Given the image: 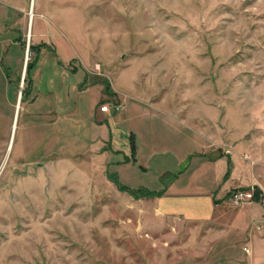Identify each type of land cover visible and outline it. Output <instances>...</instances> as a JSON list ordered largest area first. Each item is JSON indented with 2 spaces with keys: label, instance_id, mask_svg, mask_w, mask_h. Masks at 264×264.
I'll return each instance as SVG.
<instances>
[{
  "label": "rangeland",
  "instance_id": "374dc122",
  "mask_svg": "<svg viewBox=\"0 0 264 264\" xmlns=\"http://www.w3.org/2000/svg\"><path fill=\"white\" fill-rule=\"evenodd\" d=\"M56 35L92 81L121 82L143 109L130 101L127 114L148 169L123 165L121 183L159 188L185 152L210 150L264 185V0H0V264H262L230 223L161 217L155 196L110 178L115 167L86 177L42 156L20 118L24 68Z\"/></svg>",
  "mask_w": 264,
  "mask_h": 264
},
{
  "label": "crops",
  "instance_id": "0c3cea01",
  "mask_svg": "<svg viewBox=\"0 0 264 264\" xmlns=\"http://www.w3.org/2000/svg\"><path fill=\"white\" fill-rule=\"evenodd\" d=\"M31 20L30 17L29 23ZM54 42L38 49L29 71L30 84L20 116L25 136L42 145V156L57 155L50 162L74 167L86 177L91 174L86 167L94 169L100 162L105 168L115 167L119 177V170L125 164L126 169L131 170L135 165L146 171L148 166L140 160L139 140L143 135L129 122L131 100L127 99L124 84L109 78L113 94L106 93L100 81L91 80L92 71L66 47L63 36L56 35ZM20 99L19 94L14 124ZM131 102L136 109L143 110L137 102ZM102 105L106 106L104 110ZM160 152L169 153L165 149ZM220 153L187 151L180 162L181 166L187 163L185 167L166 182L162 181L159 188L139 187L163 190L155 196L156 214L161 217L230 223V227H225L226 232L232 229L244 234L251 243V261L261 257L264 264V227L257 230L250 226L253 220L264 222L261 201L231 209L224 199L229 191L248 186L260 188L264 199V185L258 177L250 176V164ZM52 168L53 171L54 165Z\"/></svg>",
  "mask_w": 264,
  "mask_h": 264
},
{
  "label": "trees",
  "instance_id": "16d2710c",
  "mask_svg": "<svg viewBox=\"0 0 264 264\" xmlns=\"http://www.w3.org/2000/svg\"><path fill=\"white\" fill-rule=\"evenodd\" d=\"M46 45V43H42L40 46H44ZM39 47H36V48H40ZM30 49H35L34 45H31L30 46ZM38 52V51H37ZM33 63V62H32ZM32 63H28L27 64V68H26V73H29L30 69L32 68ZM101 81L103 82L104 84V89H105V92L108 93V94H113V91H112V88H111V85H110V82L109 80H107L106 78H100L98 79V81ZM110 178L114 181H116V183L119 185V187L121 189H126L128 191H130L132 194H134L135 196H140V195H152V196H157V195H160L163 193V190H159V191H155V190H150L148 188H145V187H138V188H130L126 185H124L123 183L120 182V180L118 179V176L117 174H110ZM244 189H247V188H250L249 186L248 187H242ZM255 189V198L257 201L260 200L262 194H261V189L258 188V187H254ZM234 190V189H233ZM231 190L230 193L233 191Z\"/></svg>",
  "mask_w": 264,
  "mask_h": 264
},
{
  "label": "built area",
  "instance_id": "2783aa9c",
  "mask_svg": "<svg viewBox=\"0 0 264 264\" xmlns=\"http://www.w3.org/2000/svg\"><path fill=\"white\" fill-rule=\"evenodd\" d=\"M117 108L120 106L117 105ZM106 108L105 105L101 106V109L104 110ZM230 199L237 203V204H247L252 203L256 201L255 198V189L254 186H251L250 188L244 189V188H236L230 193ZM263 198L261 196L260 201H262ZM246 250H248V247H246Z\"/></svg>",
  "mask_w": 264,
  "mask_h": 264
},
{
  "label": "bare ground",
  "instance_id": "6f19581e",
  "mask_svg": "<svg viewBox=\"0 0 264 264\" xmlns=\"http://www.w3.org/2000/svg\"><path fill=\"white\" fill-rule=\"evenodd\" d=\"M33 14H34L33 10L30 11L29 15H30L31 19H32V17H33ZM19 94H20V92H19Z\"/></svg>",
  "mask_w": 264,
  "mask_h": 264
},
{
  "label": "water",
  "instance_id": "95a60500",
  "mask_svg": "<svg viewBox=\"0 0 264 264\" xmlns=\"http://www.w3.org/2000/svg\"><path fill=\"white\" fill-rule=\"evenodd\" d=\"M20 96H21V94H20Z\"/></svg>",
  "mask_w": 264,
  "mask_h": 264
}]
</instances>
